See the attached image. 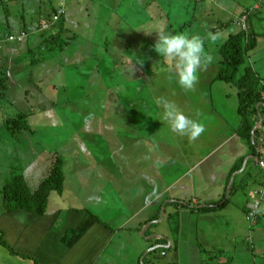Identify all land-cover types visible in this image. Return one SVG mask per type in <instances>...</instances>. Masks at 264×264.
<instances>
[{"label":"crops","instance_id":"obj_1","mask_svg":"<svg viewBox=\"0 0 264 264\" xmlns=\"http://www.w3.org/2000/svg\"><path fill=\"white\" fill-rule=\"evenodd\" d=\"M214 1L210 0L209 3ZM28 2L34 3L33 0H11V2L10 0H0V73H6L9 78V92L7 94L10 95L8 96L10 97L9 104L19 107L20 99L24 103L26 99L27 102L30 99L28 98L29 94L31 97L35 93L32 87L38 82V78H35L38 75L36 72L44 70L47 71L46 76H51L53 79L57 77L59 82L62 80L61 74L65 75L66 80L69 79L72 86L69 89L66 87V100L70 103H72L71 99H78V97L86 99L88 96H72V93L69 95L72 88L73 91L79 89L89 92L90 100L86 99V103L91 101L97 106V102H99L104 106L105 110L112 111L116 117L90 115L85 108H80L78 117H63V129L67 121L74 120L81 125V128L78 129L80 134L75 133L68 137V140L74 138L75 146L73 147L70 146L69 141L66 145V134L56 137L58 140L63 139L60 143L65 154H67L65 157H70L72 163L75 161L74 167H81L77 169L80 175L72 178V163L67 164L66 161V166H64L65 174L66 172L68 174L65 179L66 187L61 195L57 194L65 200H62L60 204H54L55 198H53L52 194L48 211L45 214H34L23 209L2 213L0 208V264H99L107 251L115 252L116 249H119V253L126 254L122 256L119 261L120 264H141L144 251L150 247L146 242L147 239L140 237V232L144 228L148 229L157 225V228L155 227L157 234H153V237H157L155 242L158 244L156 246L161 247V245H167L170 242L169 245L172 247V241L165 238L169 235L164 232V229L171 233V237L174 230L179 229L184 233L185 240L191 238L188 235L189 224L185 218L191 217L190 215L194 212L211 216V219H208L207 228L202 231L203 236L206 237L207 241H210L208 244L204 243L205 246L217 242V237L221 238L217 244L222 243V245L227 246L229 242L227 243L228 240L226 238H236L240 235L236 229H230V221H225L227 230H224L221 225H216L215 220L218 217H222L225 220L224 216H241V218L245 216L243 230L246 223L250 228L253 221L247 219L246 208L253 201V198L250 201L246 200V202H233L230 200L222 208L199 211L200 208L205 206L212 207L215 204H222V198L228 188L231 177L234 176L235 180L236 176L246 171L249 162L253 160L255 162L256 159L250 157L245 168L234 172L230 177L229 174L240 157L246 155L247 158L254 154L250 153V149L242 142L237 133L241 124L240 119L232 120V118L226 117L224 113H220L221 111L218 112L214 108L213 84L216 82L215 77L218 68L212 63H214L215 59V48H218L216 43H210L205 47L213 59L211 62L205 63L200 69L199 80L195 88L193 90H185L179 85L174 73L168 70V63L154 51L153 45L156 40L153 39V34L156 33L153 32L150 35H146L143 31V29L150 30L154 24L161 22L160 8L157 5H148L147 0H141V3L138 0H120L118 4L120 6L118 7H122L124 10L119 11L116 9L114 11L107 9L106 14L110 12L115 15L111 18L100 19V22H106L108 27L112 25L111 30L107 28L111 31L110 37H115L118 31L121 32L117 24H120L121 27L124 22L136 32L137 37H140L137 38L135 36L132 41H129L126 51L127 56L125 55V58H123L129 65L128 70H124L119 66L116 67L112 61L113 52L110 51V45L106 41L109 38L107 37L109 31H104L94 41V45L97 46V51L95 50L96 52H94L92 48H88L81 29L77 27L79 22H76L77 24L73 28L78 29L80 33L65 50L66 56L62 59V62L56 65V70L48 66L51 63V58L49 57L48 62L37 66L34 64V69L26 68L21 71L17 63L14 64L15 59H17V62L18 60H24L23 62L26 63L28 59L23 57L24 53L34 47L37 48L38 42H41V37L39 34L37 35L39 28L35 29L37 22L32 24V20L36 21L35 13L37 11L31 10L33 15L29 18ZM112 2L113 0H110L111 5ZM35 3H38V1L36 0ZM238 5H240L238 8L241 10L245 7V4L241 5V0ZM248 6L262 10L264 8V0H252V2L246 4V7ZM236 10L232 12H236ZM21 20L29 22L27 26H29L30 34L22 42H18V44L22 43L19 47H8L6 35L9 29L14 28L17 30L22 26ZM122 20L124 21L121 22ZM218 20L220 21L221 19ZM186 22L182 25L174 26L173 30L178 29L176 33L187 32L188 26ZM210 27L211 29L216 28V26ZM56 31L58 30L56 29ZM205 33L203 30L202 33L199 32L198 34L205 36ZM103 35V41L100 42L99 40ZM227 35L225 34L224 36ZM83 47H85L87 52L83 51L81 56L78 57V52ZM135 54L143 58V63H137L134 59L131 72L130 61ZM157 59L162 60L164 64L162 67L154 65L158 61ZM113 65L116 67L115 71L128 78L125 86H108L110 82L104 80L106 76H109V78L114 76ZM19 87L22 89L21 93L25 94L24 97H21L18 93L17 88ZM105 91L109 94L108 102L102 101L103 92ZM124 93L138 94L134 97ZM40 97L42 101L46 100L48 103L51 101L44 95H38L36 101L32 96L31 100L39 105ZM157 97H163L174 102L185 115L202 123L205 127L204 133L195 141H191L186 135L181 136L172 132L168 122L161 119L162 108L156 103ZM226 97L227 95L224 94L223 98L226 99ZM5 99L0 100V112L4 107L3 104H7ZM120 100L128 101L127 108L129 111H127L126 117L123 119L120 117L118 109H124L125 107L124 105L120 106ZM129 105H135V107L132 108ZM52 107L46 106L43 111H40L46 113V110L48 108L52 109ZM67 107L68 103L66 102ZM69 107L72 108L73 106ZM75 107H78V105ZM53 118L61 122L59 123L60 125L62 124V119L56 116L55 111ZM6 119L5 116L0 118V149L2 148V151L6 149L10 153L16 151L17 154L13 156L7 155L8 158L14 160H9L8 165L14 166L15 164V167H18V171L26 175L29 182L34 176L40 182L47 173L52 154L47 157L48 161L45 164L46 159L41 158L40 155L43 154V157H45L47 151L39 150L42 144L37 140L40 138L36 136L32 137L35 145L31 144V147L26 143L25 146L17 145L13 138L10 140L8 136L10 133H8L4 125ZM47 121L46 118L40 122L41 124L39 123L40 125L36 122L35 126H46L48 125ZM95 121H98V125L93 128ZM146 121L150 123H146ZM158 130L161 134H164L163 139L158 134ZM81 134L83 138H81ZM78 135L80 136L78 137ZM167 135L174 137L176 143L172 145L170 142L171 137L169 141L167 140ZM97 141H99V149L94 150V145ZM164 144L166 145L164 146ZM174 145L179 146V155L175 152L176 146ZM113 150L117 158L122 160L125 157L129 159L132 157L137 158L136 162L134 161L136 164L135 168L140 169V173L136 177L138 180L137 184L138 187H141L144 197L146 196V201L142 204L143 206L141 205L136 209H141L140 214L146 211L145 216L132 212L127 216H114L115 218L110 222L108 219L101 218L96 209L92 210L90 207H86L88 206V197L81 193L86 190L88 185L94 182L102 186L103 183L111 184L113 182L107 166V162L110 159L113 160ZM145 150L147 152L144 154V161L141 154ZM50 152L52 153V151ZM0 156L4 159L1 153ZM150 158L153 161H150ZM17 161L19 164H17ZM149 162L152 165L147 166ZM132 164L134 165V163ZM70 166L72 168H69ZM146 167L150 169L147 174H144ZM169 172L167 187L161 191H158L157 187L154 192H150L149 189L145 195L144 181H156V178L159 179L161 175L165 178L166 173ZM83 173L88 176L84 178ZM185 177L187 179L185 182L183 181L184 185L179 186L184 190L185 194L182 193V196L174 193L169 195L167 193L168 189L172 187V191L175 190L174 186H177V181ZM72 181H74V184H72ZM83 181L85 184L82 183ZM141 181L143 182L142 185ZM4 184L3 182L0 184V193ZM95 187L98 188L97 186ZM143 194L141 195L143 196ZM77 195H80L82 199H79ZM91 196L92 198H98L97 193ZM260 200L261 208L264 209V197H261ZM0 201H2V196ZM188 201L191 202V205L188 204ZM239 205L242 207H239ZM168 206H175V210L171 211L169 216H167ZM161 207L164 208L162 219L160 214ZM226 209H232L233 212L219 214ZM242 210H244V213H242ZM159 225L164 226L159 228ZM148 230H145V234ZM116 238H121V247L123 249L116 247ZM222 238H224L225 242L222 241ZM155 242L152 244H155ZM191 244L193 248L186 251H193V249H196L198 253L201 251L199 242L192 240ZM222 251L225 252L224 249ZM129 254H134V256H129ZM109 261L112 264H117L118 262L112 258H109Z\"/></svg>","mask_w":264,"mask_h":264},{"label":"rangeland","instance_id":"obj_2","mask_svg":"<svg viewBox=\"0 0 264 264\" xmlns=\"http://www.w3.org/2000/svg\"><path fill=\"white\" fill-rule=\"evenodd\" d=\"M28 1H31V0H28ZM33 1L34 3H30V2L27 3V9L29 10L28 11L29 18L31 15H33L31 13L32 12L31 10L39 11L41 9L40 8L41 5L38 3H35L36 0H33ZM101 1L102 0H69L67 3V7H66V9H68V14H69L67 16L68 19L65 21L68 26L66 35L68 36L78 35L80 33L79 30L76 28L74 29L73 26L77 24L76 22H79L80 25L78 24L77 27L81 29L82 36L83 38H85L88 48H92L94 52L97 51V46L94 45V41L101 36V33H104V31L111 30V27H112V25L108 27L106 22H103V23L100 22L101 21L100 19H104L106 17L111 18L115 15L110 12L106 14V10L107 9H112L114 11L116 9H118L119 11L124 10V8L118 7L120 6L118 5L120 0H113L112 2L113 7L110 3L105 4V3H101ZM138 1L139 3H141V0H138ZM236 1L240 2V0H236ZM236 1L235 0H215L214 2H211V3L209 2L204 3L202 5L208 6L206 9L207 10L206 12H202L201 11L202 8L199 6L200 4H198L197 6H199L198 7L199 12H196L194 10L195 11L194 18H192V16L189 17V13L183 12L184 13L183 15H186L184 20L181 21L182 19L180 18L178 22L174 20V23L175 25H182L184 22L186 21L188 22L190 19H192L194 20L193 23L195 25L193 24L194 27L191 29H186V31H190L192 34H198L199 32L202 33L203 30L205 32H208L211 30L210 26H219V21H217L218 19H221L223 21H229L231 19H234L236 16H238L242 12V10L238 8L240 7V5H238V2ZM54 2L57 4L59 3V0H54ZM250 2H252V0H241V5L245 4L246 6V4ZM187 4L189 5V8L191 9L194 8L195 3H193V1L187 2ZM85 6L89 7L90 10L86 9ZM235 9H237L236 12H232ZM262 12L263 14H260V15H264V11ZM254 15L255 13H253L250 19H252V17L254 18ZM123 21L124 20H122L121 22ZM167 21H168L167 19L164 20L163 18H161V22L158 24L166 25L167 28H169L170 26L167 23ZM41 22H42L41 23L42 27H40L39 29L46 27V24L48 25L47 27H51L50 23H45L43 21ZM53 23L55 25L54 27H56L53 29L59 30L60 21L57 20L56 22H53ZM248 23L251 24V20H249ZM257 24L258 22H255L254 25L257 27L258 26ZM117 27L120 28L121 32L118 31L115 37H110L111 31H109V34L107 36L109 38L106 41L110 45V49H111L110 51L115 52L118 56H120L119 52L122 50H120V47L118 46V44L122 42V39H124V41L127 43H129V41H132L136 36V32L133 31L131 27H128L126 22L122 23L121 27H120V24H117ZM258 28L260 30H264V28H260L259 26ZM39 29H38V32H39ZM169 31L176 33L178 29L169 30ZM187 33L190 34L189 32ZM103 37L104 35L99 40L100 42L103 41ZM153 37H154L153 39L155 40H157L158 38L156 34H153ZM137 38H140V37H137ZM261 41H263V43L259 44V46L253 52L250 53V57H248L247 63H250V61L255 63V66L259 70L260 74L264 76V39ZM6 42L8 44V47H12V48H17L22 44V43L18 44L17 41H10V40ZM83 51L87 52L85 50V47H83L78 52L77 56L78 57L81 56V53H83ZM61 55H63L62 58H61ZM65 56H66V51L64 54L58 51L56 56H53V55L50 56L51 63H49L48 66L50 68H53V70H56L55 69L56 65L59 64V62H62V59ZM23 57H26L28 59L26 63L23 62L24 60L23 61L18 60L17 62V59H15V62H14V64L17 63L19 70L23 71L26 68L34 69L33 65L38 62H35L32 59L33 58L32 55L30 56L23 55ZM157 60L158 61H156L154 65H157V66L159 65L160 67H162L164 65L162 60H159V59ZM0 70H1V67H0ZM46 72L47 71H44V70L36 72V74L38 75L35 76V78H38V82L36 83V85H33L32 87V90L35 91V93L31 95V97L33 96V99L36 101V96L44 95L47 99L54 101L55 104L49 101V104L51 106H48V107L53 106L52 109L48 108L46 110V113L41 112L38 108V105L31 100L30 94L28 97L30 99H28L27 102H26V99H25V103L20 99L21 102L19 104V107H16V106H13L12 104H9L10 97L8 96L10 95H6L5 101L7 104L6 105L5 103L3 104L4 107L1 109V112H0V115H1L0 118L4 116L6 118H10L12 116L14 117L15 115H17V113H20L22 111L23 112L25 110L29 111L27 112V114H29V120L33 126L31 127L32 128L31 130H33V132L36 129L39 130L38 132L41 137L42 146L40 145L39 150L47 151L45 157H43V154L40 155L41 158L46 159L45 164L48 161L47 157L52 154L50 151L56 148L60 150V152H64L63 146L60 145V142H56L55 141L56 137L51 136L49 133L50 131L49 129L53 128L52 126H54V128L58 126V128L56 129L57 136L66 134V145L68 144V141H69L71 147L75 146L74 138L68 140V137H70L71 135H74L75 133L80 134V131L78 129L81 128V125L74 120L67 121L63 129V117L64 116L65 117H78L80 114V110H81L80 108H85L86 112L90 115L96 114V116L103 115V117L104 116H109L113 118L116 117V115H114L112 111H109L108 109L105 110L104 106H102L101 103L99 102H97V106H95V104H93L91 101L90 103H86L87 100H90L89 92L81 91L79 89L73 91V88H72L69 95L72 93V96H80V95L82 96L88 95V96L86 98L87 100L85 98L78 97V99H71L72 103H70L68 100H66V87L69 89L72 86L69 79L66 80L65 75L61 74L62 80L61 82H59L57 81L58 80L57 77H54L53 79L51 76H46L47 74ZM242 72H243V68L240 70V74ZM104 80L111 81V78H109V76H106ZM112 81H122V78L120 77L113 78ZM80 89H83V88H80ZM17 91L21 97L25 96V94H22L23 92L21 93L22 89L20 87L17 88ZM237 93H238V88L233 83H225L222 81H216L213 84V94H214L213 97H214L215 110L218 112L221 111L220 113H224L226 117H230L232 118V120L234 119L236 121L240 119V122H241V117L237 115L238 114L237 113V107H238ZM124 94H127V93H124ZM137 94L138 93L127 94V95L136 97ZM224 94H226L228 98L226 97V99H224L223 98ZM108 100H109V94L106 93L105 91L103 92L102 101L108 102ZM66 102L68 103L67 108H66ZM77 105L78 107H75ZM121 105H124L125 107L124 109H118L120 111V117L123 119L126 117L127 111H129V109L127 108L128 101L120 100V106ZM69 106H73V107L70 108ZM129 106L132 108L135 107V105H129ZM54 111L56 112V116H59L62 119L61 125L59 124L61 122L54 120L53 118ZM46 118L48 120L47 121L48 125L38 126L41 124L40 122L44 121ZM36 122H38L37 127L35 126ZM146 123H150V122L146 121ZM97 125H98V121H95L93 128H95ZM38 132L32 133L30 132V130H24L23 134L20 133V134L15 135V134L10 133L8 134V136L10 140H12V138L14 140L16 139V137H19L18 140H15L17 142V145L25 146V143H26L31 147V144L33 146L35 145L33 138H34V134ZM157 132L158 134L161 135V139H163L164 134H161L159 130ZM79 136L80 135H78V137ZM170 137H171V141H170ZM81 138H83L82 134H81ZM167 140H169L172 143V145L176 143L174 137L172 136L167 135ZM59 141L62 142L63 139ZM165 145L166 144H164V146ZM97 149H99V141H97L96 144L94 145V150H97ZM179 151H180L179 146H176L175 152L178 155L180 153ZM146 152L147 151L145 150L141 154L142 157L144 158V161H145L144 154ZM0 153L4 157L3 159L0 156V184H1V182L7 183L12 178V176L15 174H18L19 171H18V167H15V164L14 166L8 165L9 160L14 161L13 159L8 158V156L17 155L16 151L10 153L6 149L5 151H2V148H1ZM113 154H114L113 160L110 159V161L107 162V166L109 167V172H110V178H113V182L111 184L103 183L102 186H100L99 183L93 182L94 184L92 183L91 185H88L86 190L81 193L82 195L88 197L87 199L88 206L86 207H90L92 210L96 209L101 218L108 219L110 222H112V220L115 218L114 216H127L129 213H132V212L136 213L137 215L138 213L140 214L141 209H136V208L141 206L146 201L145 199L146 196L144 197V194L142 193L140 189L141 187H138V184H137L138 180L136 179V177H138L140 173V169L135 168V165H136L135 162L137 158H133L131 156L132 157L131 159H129L128 157H125L126 160L125 158L124 160H122L120 158H117L114 150H113ZM66 161H67V164L72 163V159L68 156L65 157V166H66ZM150 161H153V160L150 158ZM132 163H134V165ZM17 164H19L18 161H17ZM73 164H75V161L72 163V166ZM149 165H152V163L149 162L147 166ZM72 166H70L69 168H72ZM80 168H81L80 166H76V167L73 166V171L71 173L72 178L73 177L75 178L76 176L78 177L80 175V172L77 171V169H80ZM149 169L150 168L146 167L144 174H147L149 172ZM260 169L262 168L259 167L254 161H251L246 167V170L249 172H252L253 175L258 174L260 172ZM166 174L167 175H165L166 176L165 178H163V176L161 175L159 179L156 178V181L155 180H152V181L147 180V182L144 181L145 182V188H144L145 195L147 194L149 189H150V192H154L157 187H158V191H161L165 187H167L169 183L168 177H169L170 172ZM66 175H68L67 172H66ZM82 175L84 178L88 176L85 173H83ZM186 179L187 177L182 178L179 181H177V186H174L176 189L172 191V187H170L169 188L170 191L168 189L167 193L169 195L174 193V194H177L178 196H182L183 194H185L184 190L180 188L179 186L184 185L183 181L185 182ZM38 183H39L38 178H35L34 176L31 179L30 184L35 186ZM82 183L85 184L84 181ZM142 183L143 182L141 181V185ZM72 184H74V181H72ZM95 186H97L98 188H96ZM254 191H264V186L259 185V182H256V178L254 179V177H252L249 180L247 187L245 188L237 187V189L234 190L232 196L230 195L228 197L233 202L235 201L246 202V200L250 201V199L254 198L253 196ZM96 193L98 194V198H92L91 195L92 194L96 195ZM141 194H143V196ZM1 196H2V193H0V198ZM77 196L79 199H82L80 195H77ZM263 197H264V194H263ZM53 198H55L53 201L54 204H60L62 200H65L63 197H60L59 195H57V193H53ZM1 203L3 202L0 201V208L2 206ZM239 207H242V206L239 205ZM134 209L136 210L133 211ZM174 210H175V206H168L167 216H169L170 212ZM226 212H233V211L232 209H226L225 211L219 214H224ZM242 213H244V210H242ZM145 214H146V211L140 214V216H145ZM160 214L161 216H163L162 207L160 210ZM259 214L261 216L259 217L258 221L256 220L254 223H252L250 228L248 227V224L246 223V226L244 229L245 231L243 230V224L245 223L244 221L245 216H242V218L241 216H224L225 220H223L222 217H218V219L215 220L216 225H221L224 227V230H227L225 221H230L231 223L230 229L231 230L236 229L237 232L240 233V235L237 236L236 238L234 237L231 239L230 237L226 238L228 240L227 243L229 242V245L227 246L222 245V243L217 244V242L221 240V238H218V237L216 238L217 242H215L214 244H210L209 246L204 245V243H207V244L210 243V241H207L206 237L203 236L202 231H204L207 228L208 219H211V216L207 214H199L198 212H194L192 215H190L191 217L185 218L186 222H188L189 224L188 225L189 227L188 235L191 236V238H188L185 240L184 233L180 231L179 229L174 230L173 236L171 237V233L166 231V229H164V232L167 235H169L168 237H165V238L167 240L170 239V241H172V247H170L169 245L170 242H168L167 245H161V247H158V248L156 247L157 249L154 250L153 247L158 244L157 242H155L157 237H153V234L155 233L157 234V230H156L157 225H154L151 228H148L149 230L144 228L143 230H148L147 231L148 235L144 236L143 230H142L140 232V237L142 239L143 237L144 239H147L146 242L148 243V245H150V247L144 251V254L142 256L144 260L143 263L144 264H157V263L158 264H173V263H180V264H264V209L260 208ZM107 216H111V217H107ZM162 226L164 225H161L159 228H162ZM250 237L252 238V240H250ZM211 239L216 241L214 238H211ZM120 240L121 238L119 239L116 238L115 240L116 247L123 249L121 247L122 244ZM192 240L200 243L201 251H199V253L196 249H193V251H189V252L186 251L187 249L190 250L193 248L191 247ZM222 241L225 242L224 238H222ZM154 242L155 244H152ZM222 249H224L225 252L222 251ZM125 255H126L125 253L124 254L119 253V249H116L115 252L107 251V253L103 255V258L101 259L99 264H112L109 261V258H112L119 262L122 259V256H125ZM129 256H134V254H129ZM118 262L117 264H120V262L119 263ZM126 263H129V262H126Z\"/></svg>","mask_w":264,"mask_h":264},{"label":"trees","instance_id":"obj_3","mask_svg":"<svg viewBox=\"0 0 264 264\" xmlns=\"http://www.w3.org/2000/svg\"><path fill=\"white\" fill-rule=\"evenodd\" d=\"M37 1L38 4L41 5V9L39 8L40 10L35 13L36 21L32 20V24H35L37 22L35 28L37 29L41 27L40 23L41 21H43L45 23H50L51 27L40 30L37 35L39 34L42 39L41 42H38V47L27 50L24 54L29 56L32 55V59L35 62H38L36 63L37 65H40L48 62V58L50 56H56L58 51L64 53L67 47L71 45V43L77 37V35H66L67 28L65 21L68 15V9H66V7L69 0H59V3L57 4L54 2V0ZM192 1L193 3H195L193 9L189 8V5L187 4V2ZM208 2H210V0H147L148 5H157L160 8L159 11L161 12V18H163L164 20H168L167 23L170 26L168 28L169 30H173V27L177 26L175 25L174 20L178 22L180 18L182 19L186 16L183 15V12L189 13V17L192 16V18H194L195 11L199 12V6L202 8V12H206L208 6L202 4ZM101 3L109 4L110 0H106L104 2L101 1ZM198 4L200 5L197 6ZM85 8L89 9V7L86 6ZM262 11H264V9L259 10L253 8L252 6H245L244 8H242V12L234 19H231L229 21L218 20L219 26H216V28L210 30L211 32H222L224 35L228 34L227 36H225L226 38L216 43L218 48H215V59L214 63H212L218 68L215 81L233 83L237 86V111L239 116L241 117V124L237 133L242 142L250 149V153L254 155H258L259 150L262 148L260 140L262 135L264 134V76L260 74L259 70L255 66V63H253L252 61H250V63L247 62L248 57H250V53L253 52L259 46V44L263 43V41L261 40L264 39V30H260L258 28V26L260 28H264V15H260L263 14ZM253 13H255V19L253 17L252 19H250ZM57 15L59 16L57 20L60 21V28L58 31L53 29L56 28L54 27L55 25L53 23V20ZM249 20H251V24L248 23ZM21 21L22 26L17 29L18 32L14 28L9 29V32L6 35L7 40L22 42L25 38H27L28 34H30V29H28L29 26H27L29 22H24V20ZM193 21L194 20L190 19L188 22H186V25L188 26L187 29H191L194 27L195 24L193 23ZM255 22H258L257 27L254 25ZM187 32L191 34L190 31ZM208 32L205 33L204 37H206ZM22 33L26 34L22 40L9 39V35L11 34L19 36ZM210 43V41L205 40V47ZM118 46L122 51L119 52L120 56L113 52L112 61L116 65V67L119 66L124 70H128L129 65L123 58H125L129 43L122 41L118 44ZM116 67L113 65V72H115V74L114 76L110 77L111 81H109L110 84H108V86H125L128 78L120 75L117 71H115ZM242 68L243 72L240 74V70ZM118 77L122 78V81H112L113 78ZM8 80L9 78L7 77L6 73H0L1 101L9 92ZM51 102L54 103V101ZM38 103L39 105L37 103L36 104L38 105L39 110L42 111L46 106L48 107L50 105L48 101H42L41 97L40 102ZM43 105H45V107H43ZM258 105H260L259 108ZM27 112L29 111H22L20 113H17V115H15L14 117L12 116L5 120L4 125L8 133L16 135L20 133L23 134L24 130H30V132L32 133L39 131L37 129L34 132L33 130H31V127L33 126L29 120V114H27ZM260 114L262 115V123L256 129L255 136L253 137L252 131L260 119ZM52 127V129H49V133L51 134V136L58 137L56 134L57 127ZM34 136L40 138L37 140L41 142L39 132L35 133ZM18 139L19 137H16V139H14V142L16 144L17 142L15 140ZM55 141L60 142L57 138L55 139ZM245 158L246 155L240 157L236 161L229 174L230 177L234 172L242 169ZM255 162L257 164V158L255 159ZM64 166L65 152H60V150L55 148L54 150H52L50 165L47 169V173L35 187L30 184L24 173L19 172L18 174L13 175L12 178L7 183H5L1 189L3 202L1 206V212L8 213L18 209H23L34 214L47 213L51 195L53 193L61 195L64 192V188L66 187L65 179L67 175L65 174ZM252 177H254V179L256 178V182H259V185L264 186V169H260V172L256 175H253L252 172L246 170L241 175L235 177L230 190V195L232 196L234 190L237 189V187H247V184ZM226 192L222 198V204H215V206L212 207L205 206L204 208H200L199 211H206L224 207L227 203L230 202V198H226ZM253 203L254 201H252L248 208H246L247 216H249ZM188 204L191 205V202L188 201ZM260 208L261 204L259 209L257 210L256 218L253 223L256 220L258 221L259 217L261 216L259 214ZM157 248H154V250H156ZM143 262L144 260L141 264H144Z\"/></svg>","mask_w":264,"mask_h":264},{"label":"clouds","instance_id":"obj_4","mask_svg":"<svg viewBox=\"0 0 264 264\" xmlns=\"http://www.w3.org/2000/svg\"><path fill=\"white\" fill-rule=\"evenodd\" d=\"M136 30L139 31L140 29ZM143 31L146 35H150L153 32L156 33L158 38L153 45L154 51L168 63V70L174 73L179 85L185 90H193L195 88L199 80L200 69L205 63H209L213 59L206 51L205 40L207 39L215 44L226 38L221 32L211 31L207 33L206 37L199 34L174 33L169 31L167 26L163 24H154L150 30L143 29ZM134 59L137 63H143V58L135 54L130 61L131 72ZM156 103L162 108L161 119L168 122L172 132L181 136L186 135L191 141H195L204 133V125L196 119L185 115L174 102L163 97H157ZM254 192L253 201L255 199Z\"/></svg>","mask_w":264,"mask_h":264},{"label":"built area","instance_id":"obj_5","mask_svg":"<svg viewBox=\"0 0 264 264\" xmlns=\"http://www.w3.org/2000/svg\"><path fill=\"white\" fill-rule=\"evenodd\" d=\"M58 17H59L58 15L55 16L53 22H56ZM47 26L48 25L46 24V27H44V28H49ZM25 35H26L25 33H22L19 36L10 35L9 39H11V40H15V39L22 40ZM260 144L262 145V148L258 152L257 165L259 167H261L262 169H264V134L261 137ZM263 194H264V191H255L254 192V195H255L254 203L252 205L249 216H247V219L253 220L256 218L257 210L260 207V198L263 197Z\"/></svg>","mask_w":264,"mask_h":264},{"label":"water","instance_id":"obj_6","mask_svg":"<svg viewBox=\"0 0 264 264\" xmlns=\"http://www.w3.org/2000/svg\"><path fill=\"white\" fill-rule=\"evenodd\" d=\"M259 106H260V105H258V108H259ZM261 123H262V115L260 114V119H259L258 123L256 124V126L254 127V129H253V131H252V135H253V137L255 136V131H256V129L261 125ZM253 142H254V139H253ZM250 157L257 158L258 155L248 156V157L245 159L244 164H243V167H242L241 170H243V169L245 168V165H246V163H247V161H248V159H249ZM241 170H240V171H241ZM237 173H238V172H237ZM233 180H234V176L231 177V180H230V182H229V184H228L226 197H228L229 194H230V190H231V187H232V184H233ZM163 216H164V208H163ZM163 216H161V219L163 218ZM159 221H160V220H159ZM143 235H145V230H143ZM156 247H157V246H154L153 248H156Z\"/></svg>","mask_w":264,"mask_h":264}]
</instances>
